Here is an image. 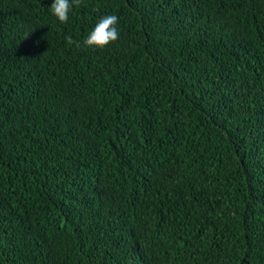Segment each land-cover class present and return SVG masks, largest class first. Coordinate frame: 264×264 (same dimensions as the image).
<instances>
[{
  "label": "trees",
  "instance_id": "trees-1",
  "mask_svg": "<svg viewBox=\"0 0 264 264\" xmlns=\"http://www.w3.org/2000/svg\"><path fill=\"white\" fill-rule=\"evenodd\" d=\"M52 2L0 0V264H264V0Z\"/></svg>",
  "mask_w": 264,
  "mask_h": 264
},
{
  "label": "clouds",
  "instance_id": "clouds-1",
  "mask_svg": "<svg viewBox=\"0 0 264 264\" xmlns=\"http://www.w3.org/2000/svg\"><path fill=\"white\" fill-rule=\"evenodd\" d=\"M81 3L82 0H53L50 10L60 23H67L73 7L81 5ZM118 22L119 17L115 14H106L100 17L84 39L83 44L90 48H105L108 44L117 41L119 39V31L116 27ZM65 39L68 44L76 43V46L80 47L79 42L73 41L71 36Z\"/></svg>",
  "mask_w": 264,
  "mask_h": 264
}]
</instances>
